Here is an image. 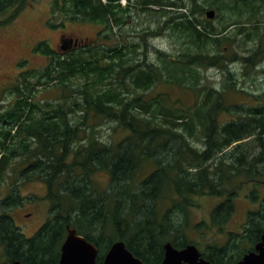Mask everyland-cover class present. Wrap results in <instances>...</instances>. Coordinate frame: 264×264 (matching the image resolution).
<instances>
[{
    "label": "trees",
    "instance_id": "1",
    "mask_svg": "<svg viewBox=\"0 0 264 264\" xmlns=\"http://www.w3.org/2000/svg\"><path fill=\"white\" fill-rule=\"evenodd\" d=\"M29 1L0 0V26ZM126 1L54 0V17L102 24V35L113 43L62 52L40 41L35 50L46 64L21 72L0 93V182L10 167L23 165L0 200V254L7 262L58 263L69 227L97 247V264L116 240L144 264H159L167 241L177 248L197 246L180 219L195 205L193 196L222 197L210 213L212 225L222 229L235 210L236 190L253 183L254 197L256 186L264 184V90L254 95L244 86L237 89L234 68V59L252 64L246 30L252 27L251 36L260 42L263 36V22L254 19L256 0ZM202 8L225 9L227 16L219 26L210 25L199 17ZM137 10L152 22L132 28L126 38L124 28ZM158 27L175 32L182 46L173 56L157 49L153 60L145 53L146 35ZM236 35L243 36L240 51L231 52ZM211 67L224 68L220 84L203 79L202 69ZM158 84L190 91L195 100L177 106L165 91L151 94ZM51 87L59 88V98L36 100L38 91ZM237 91L256 102H228V93ZM97 117L115 123L112 129L119 127L125 136L99 137L89 121ZM101 170L108 183L99 189L94 175ZM31 180L45 186L48 217L27 236L9 209L23 201L19 182ZM242 226L229 231L223 244H208L202 255L212 264H232L253 249L264 230V197Z\"/></svg>",
    "mask_w": 264,
    "mask_h": 264
},
{
    "label": "rangeland",
    "instance_id": "2",
    "mask_svg": "<svg viewBox=\"0 0 264 264\" xmlns=\"http://www.w3.org/2000/svg\"><path fill=\"white\" fill-rule=\"evenodd\" d=\"M253 2V0H252ZM259 9V12L255 16V20L264 22V2L260 5V0L254 2ZM253 3V4H254ZM54 6V0H30L25 7L19 12L17 17L9 24L0 26V93L5 88L10 87L19 78L21 72L27 69H41L47 62L46 56L36 52L35 45L40 41H47L50 46L58 51H62L60 46L63 44L59 40L60 34L67 36H74L83 38L87 43L96 42L100 45H109V39H106L104 35L97 38V31L100 26L87 21L63 19L61 15L53 16L52 8ZM227 16L225 9L209 20L210 25L219 26L223 22V18ZM149 17L142 15L137 10L128 18V26L124 28V34L126 32V38H131L138 26L143 27L147 25ZM205 17V16H204ZM205 19H207L205 17ZM61 21V22H60ZM59 23V26L53 28V23ZM57 23V24H58ZM56 24V25H57ZM132 28L135 31H132ZM158 32L155 34H147L146 40L150 46H148L146 56L153 60H157V49L164 51L170 56L175 55L178 50H181L182 43L175 32H172L168 27L157 28ZM95 37V38H94ZM243 36H234V42L229 44L230 51H240L237 45L238 40H242ZM245 45H247V38L245 37ZM35 50V51H34ZM68 51H70L68 49ZM263 54V52H262ZM264 60V54L261 61ZM22 63V64H21ZM232 67V66H231ZM238 67L239 76L241 82L237 89H240L242 84L247 87V92L254 95L261 93L264 88L260 86H250L251 78L255 76L262 77L260 70H251V67H246L244 64H235L234 68ZM242 69V70H240ZM223 67H211L202 69L201 74L203 79L208 81L207 85L220 84L224 78ZM248 80L247 83H245ZM72 87V86H71ZM73 90L72 88H70ZM68 89V92L69 90ZM158 91H165L170 96L178 100L177 106H190L193 104L195 97L190 91L182 90L173 86L156 85L151 94L154 95ZM243 91L228 93L227 101L233 102H256L251 95L242 93ZM60 97L59 88H43V90L36 93V100L42 99L47 101H54ZM9 101L10 98H5ZM92 124H96V129L99 132L98 136L106 140L112 138L113 140H119L125 136V131H121L119 127H115V123L109 122L101 117L90 119ZM16 163L13 161L12 165ZM23 165H13L8 169L9 174L4 175V179L0 182V200L3 199L10 192V183L13 181L16 169L21 168ZM12 168H15L12 170ZM12 173L10 174V172ZM19 180V179H18ZM94 181L99 189L104 188L108 183V173L104 170L98 171L94 175ZM19 182V181H18ZM257 187V195L252 197L251 192L254 190L253 183L245 184L238 188L234 198L235 210L229 220L218 226L212 225L210 220V213L212 209L219 204L223 199L218 196L203 195L193 196L195 205L190 207L185 214H180V219L185 220L186 235L189 239H192L200 250H203L206 244H222L229 231L239 232L244 225L247 213L250 210L258 209L262 198L264 197V184L260 183ZM18 193L23 197L21 204L9 209V213L12 215L15 223L21 227L22 231L27 235H32L34 231H28L24 228L22 221H27L30 224L31 229H34V223L42 225L48 217V201L44 198L45 186L41 181L31 180L26 182H19ZM1 211V206H0ZM33 212L32 216L25 218V214ZM182 215V216H181ZM183 217V218H182ZM198 227H196L197 224ZM37 225V226H38ZM36 226V227H37ZM253 238V237H252ZM6 258L0 254V264H4ZM7 262V261H6ZM5 262V264H6Z\"/></svg>",
    "mask_w": 264,
    "mask_h": 264
},
{
    "label": "water",
    "instance_id": "3",
    "mask_svg": "<svg viewBox=\"0 0 264 264\" xmlns=\"http://www.w3.org/2000/svg\"><path fill=\"white\" fill-rule=\"evenodd\" d=\"M246 1V0H241ZM214 9H207L205 17L212 19ZM77 41L68 40L60 49L66 51L76 45ZM163 259L159 264H212L201 256L198 248L189 243L182 248H177L167 241L163 244ZM97 247L78 234L74 228L67 229V235L60 248V257L56 264H97ZM8 264H25L19 260H12ZM102 264H143L126 247L122 240L114 241L104 255ZM234 264H264V230L254 249L248 251Z\"/></svg>",
    "mask_w": 264,
    "mask_h": 264
},
{
    "label": "flooded vegetation",
    "instance_id": "4",
    "mask_svg": "<svg viewBox=\"0 0 264 264\" xmlns=\"http://www.w3.org/2000/svg\"><path fill=\"white\" fill-rule=\"evenodd\" d=\"M238 1H241V0H238ZM174 3H182V4H190L191 5V3L192 2H194V3H196L197 5H199V4H202L201 2H199V0H174L173 1ZM209 9H214V8H209ZM215 10V17H216V15H217V11H216V9H214ZM205 12H206V10H203V8H202V11H201V13L199 14V17L203 20V19H205ZM72 20H76V19H72ZM80 21H82V20H80ZM87 22H89V21H87ZM58 23V22H57ZM63 23V22H62ZM92 23H94V22H92ZM95 24H97V25H99L100 26V28H99V31H97V33H96V35H97V38H98V36H100V35H102L103 33H101L102 32V30H103V28H104V26L102 25V24H99V23H95ZM263 25H264V22H263ZM59 26V24H57V25H54V26H52L53 28H56V27H58ZM247 33L249 34L248 35V37H246L247 38V47H246V51L247 52H249L250 54H251V56H252V64L251 65H247L246 67H251L252 69L251 70H260V72L262 73V77H258V76H255L254 78H251L252 80H251V84H250V86L252 87V86H260V87H262V88H264V60L263 61H261L262 60V58H263V54H264V26H262L261 27V29H260V31L262 32V34H263V36L261 37V42L259 41V39L260 38H255L254 36H251V33L252 32H254L253 31V29H252V27H250V28H248L247 30ZM95 38V37H94ZM59 40H60V42L61 43H64V42H68V40H73L74 42L75 41H77V43H76V45H72V47L69 49V50H71V49H73V48H77V47H80V46H83V45H85L86 44V40H84L83 38H79V37H74V36H67V35H65V34H60L59 35ZM66 51H68V50H66ZM66 51H62V52H66ZM235 52L237 51V50H234ZM262 52H263V54H262ZM234 60H236V63L235 64H237V63H239V64H241V66H242V64H243V62L241 61V60H238V59H234ZM238 70H239V68L238 67H236V69H235V73H236V76H239V73H238ZM240 70H242V69H240ZM237 81L238 82H241V80L240 79H237ZM248 82V80L245 82V83H247ZM240 83H238V85H239ZM242 86H244L245 88H247L244 84H242ZM33 213V212H32ZM32 213L31 212H29V213H26L25 214V218H29V216H32ZM14 220V219H13ZM15 222V221H14ZM16 224V223H15ZM20 224H22L23 226H24V228L26 229V230H28V231H36L41 225H38V224H36V223H34V229H31L32 227H30V225H32V224H30L29 222H27V221H22ZM38 225V226H37ZM16 226H18L17 224H16ZM37 226V227H36ZM20 229H21V227L20 226H18ZM242 230V229H241ZM21 231H22V229H21ZM23 232V231H22ZM240 232V231H239ZM228 235V234H227ZM227 238H228V236H227ZM227 238H226V240H227ZM260 239V238H259ZM225 240V241H226ZM224 241V242H225ZM259 241V240H258ZM257 241V242H258ZM223 242V243H224ZM256 242V243H257ZM222 243V244H223ZM255 243V244H256ZM208 244H206V246H207ZM196 246V245H195ZM206 246H205V248H206ZM247 246H249V244H245V246L244 247H247ZM197 247V246H196ZM253 247V249H254V245L252 246ZM198 248V247H197ZM205 248L203 249V250H205ZM246 249V248H245ZM253 249H248L247 251H245L238 259H237V261H239L242 257H243V255L245 254V253H247L248 251H250V250H253ZM198 250L200 251V253H201V256L203 257V258H205L203 255H202V251L203 250H200L199 248H198ZM136 257V256H135ZM138 258V257H137ZM163 259V258H162ZM205 259H207V258H205ZM141 260V259H140ZM208 260V259H207ZM142 261V260H141ZM209 261V260H208ZM237 261H235L234 263H236ZM6 262V261H5ZM5 262H4V264H5ZM9 262H11V261H9ZM9 262H6V264H8ZM142 263H143V261H142ZM234 263H232V264H234ZM144 264V263H143Z\"/></svg>",
    "mask_w": 264,
    "mask_h": 264
},
{
    "label": "built area",
    "instance_id": "5",
    "mask_svg": "<svg viewBox=\"0 0 264 264\" xmlns=\"http://www.w3.org/2000/svg\"><path fill=\"white\" fill-rule=\"evenodd\" d=\"M120 1H121L122 4H125V2H126L125 0H120Z\"/></svg>",
    "mask_w": 264,
    "mask_h": 264
}]
</instances>
